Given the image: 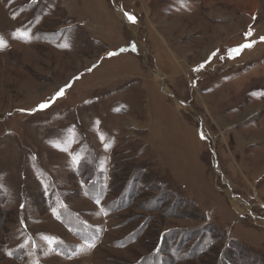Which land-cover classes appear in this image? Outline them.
<instances>
[{
    "label": "rangeland",
    "instance_id": "374dc122",
    "mask_svg": "<svg viewBox=\"0 0 264 264\" xmlns=\"http://www.w3.org/2000/svg\"><path fill=\"white\" fill-rule=\"evenodd\" d=\"M262 36L264 0H0V264H264Z\"/></svg>",
    "mask_w": 264,
    "mask_h": 264
},
{
    "label": "snow or ice",
    "instance_id": "6c2138e0",
    "mask_svg": "<svg viewBox=\"0 0 264 264\" xmlns=\"http://www.w3.org/2000/svg\"><path fill=\"white\" fill-rule=\"evenodd\" d=\"M125 15L128 17V19L131 22H133V23L135 22V18L133 16L129 15L128 13H125ZM21 35H26V33H21ZM244 36H245V41L243 43L238 44L236 46H233V47L228 48V49L225 50V55L227 56V58H229V59H235L236 57H238L241 54V52L244 49L251 48L256 43L255 40H249L248 39L249 37L252 36V28H251V26L249 27V30L246 33H244ZM260 40L261 41H264V36L260 37ZM4 46H5V42H4L3 38H0V47H4ZM64 46L66 47L67 45H64ZM133 50H135V46L134 45H133ZM120 51H125V49H121ZM220 51H221L220 49H216L213 52H211L207 60H205L202 63H200L199 65H197L192 70L194 72H198L201 69H203L206 64H208V63L211 62L212 58L216 57L220 53ZM107 55L109 57H111V56L116 55V53H114V52H108ZM225 55H220V59H224L225 58ZM93 67H95V65ZM88 71H91V69H88ZM193 83H195V82H193ZM70 86H71L70 84H67L64 87L60 88L55 93V95L51 98V100L49 102L41 103L40 105H38V108L39 109L47 108L49 106V103L55 101L58 97L63 96L64 95V92H65V89L68 88V87H70ZM200 136H201V139H205L206 138L204 136L203 132L200 133Z\"/></svg>",
    "mask_w": 264,
    "mask_h": 264
}]
</instances>
